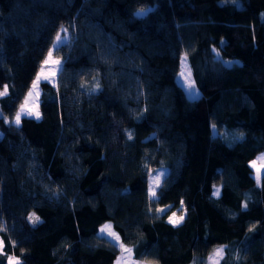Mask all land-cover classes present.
Wrapping results in <instances>:
<instances>
[{"label": "trees", "instance_id": "16d2710c", "mask_svg": "<svg viewBox=\"0 0 264 264\" xmlns=\"http://www.w3.org/2000/svg\"><path fill=\"white\" fill-rule=\"evenodd\" d=\"M62 29L39 119L6 123ZM182 55L194 100L175 80ZM5 88L0 190L31 240L19 252L0 235L19 264H113L105 223L136 261L206 264L222 246L219 264H264V173L257 185L250 167L264 152V0H0Z\"/></svg>", "mask_w": 264, "mask_h": 264}, {"label": "rangeland", "instance_id": "374dc122", "mask_svg": "<svg viewBox=\"0 0 264 264\" xmlns=\"http://www.w3.org/2000/svg\"><path fill=\"white\" fill-rule=\"evenodd\" d=\"M59 35L63 38L61 42H57L55 40L52 49L50 48L49 52L46 54L45 58L43 59V61L41 62L39 69L37 71V73L35 74L34 78L32 79L27 91H26V95L25 98L23 99L22 103L19 105L17 112H19L21 110V105H25L24 108V113H22L21 117H30L33 119H39L40 117V113H39V108H38V104H39V97H40V84L41 82H47L51 85H53L56 81V77L58 74V71L60 69V65H61V60L59 58H57L54 54H53V48H57L56 46H59L58 44H64L68 41L69 39V34L68 31H65V29H62L61 32L59 33ZM51 52V57H49V53ZM47 61V63H45ZM54 61H58L59 63H54ZM181 72L185 73V76H181ZM39 77V80L37 79ZM185 77L190 78V80L193 82L194 84V90L190 91L187 86H186V79ZM177 84L183 89L186 97L188 99L194 100L197 99L199 97V91L194 83L190 68L188 66V63L185 59V56H181L180 57V62H179V72L175 78ZM35 84V87H34ZM29 110H31V114H25L28 113ZM16 112V113H17ZM15 115L13 116L12 119H5L6 123H11L13 125H17L14 121H15ZM37 113H38V118H37ZM2 116L1 114V109H0V117ZM212 130H215L214 127H212ZM253 161L256 162V167H253ZM250 167L252 168L253 171V178L256 181V184L259 185L260 181L257 182L256 176H257V168L260 169V177L262 176V174L264 173V152L258 154L251 162H250ZM168 173V169L164 166H160L158 168H156L155 170H152L148 173L147 176V185H146V190H147V196L149 197V199H153L156 197V191L157 189L160 187V185L162 184V181L164 180V178L166 177ZM261 179V178H260ZM150 189L155 191V196L152 195ZM220 192V185L216 184L213 186V191L212 194L217 196L219 195ZM7 195L5 193V195L3 196L1 190H0V233L3 232L7 235V237L10 240L11 245L16 248L19 252L23 251V249L26 248V246L24 244H26L25 240L22 239L21 235L23 234L24 236L26 235L28 238H30L31 240V236L21 227V225L10 215V213L7 210ZM162 209V208H161ZM164 209V208H163ZM30 217H32V219H30ZM37 216L30 213L27 217L28 222L31 225H36L39 222V219L37 221L34 222L35 218ZM170 218H172L173 220H177L179 219V217L177 216H170L168 218V221L170 222ZM181 221V220H180ZM179 221V222H180ZM109 223H105L104 225H102L99 228V234L106 237L107 239H109L111 242H113L118 248H119V254L116 257L115 261L113 264H149V263H145V262H138L136 260H133L131 257V251H125V249H130L128 246L122 244L120 242V240H117L115 238V236H117V234L114 232V230L111 228H105V226H109ZM102 229H105L104 231H102ZM110 233H115V236L111 235ZM0 244H2V247H0V261L3 258V255L5 254L4 252V240L0 235ZM123 246V247H121ZM223 248L222 246H217L207 257V263L206 264H219L220 259L223 255L217 256L215 255V252L217 249ZM9 257H13L16 260H18L19 262H21V260L17 257H14L12 255H6L5 254V258H3L6 264H8V258Z\"/></svg>", "mask_w": 264, "mask_h": 264}, {"label": "snow or ice", "instance_id": "6c2138e0", "mask_svg": "<svg viewBox=\"0 0 264 264\" xmlns=\"http://www.w3.org/2000/svg\"><path fill=\"white\" fill-rule=\"evenodd\" d=\"M144 11H145L144 9H141V10H140L141 13H143ZM65 31H67V30H65ZM62 39H63V38L58 34L57 37H56V41H57V42H61ZM49 57H51V52L49 53ZM185 59H186V58H185ZM45 63H47V61H46ZM54 63H59V62H58V61H54ZM180 75H181V76H185V73H184V72H181ZM37 79L39 80V77H38ZM185 79H186V86H187V88H188L190 91H193V90H194V84H193V82H192V81L190 80V78H188V77H185ZM34 87H35V84H34ZM6 92H7V88H5V90H4L3 92H0V96L5 95ZM24 108H25V105H21V110H20L19 112L16 113L15 121H14V122H15L17 125H19V123H20V121H21V115H22V113H24ZM25 114H31V110H29V112H28V113H25ZM37 118H38V113H37ZM252 166H253V167H256V162H255V161H253ZM260 178H261V177H260V169L257 168V176H256L257 182L260 181ZM150 191H151L152 195L155 196V191L152 190V189H150ZM159 211H164V210H163V209H160ZM173 216H175V213H173ZM30 219H32V217H30ZM38 219H39V218L36 217L35 220H34V222L37 221ZM182 219H183L182 216L179 217V219H177V220H173L172 218H170V222H172V223H179V221L182 220ZM105 228H106V229H107V228H110V225H109V226H105ZM104 230H105V229H102V231H104ZM110 234L113 235V236H115V233H110ZM115 238H116L117 240H119V237H118V236H115ZM0 247H2V244H0ZM121 247H123V246H121ZM125 251L130 252L131 250H130V249H125ZM223 251H224L223 248L217 249L216 252H215V255L220 256V255H222ZM8 264H19V261L16 260L15 258H13V257H9V258H8Z\"/></svg>", "mask_w": 264, "mask_h": 264}, {"label": "water", "instance_id": "95a60500", "mask_svg": "<svg viewBox=\"0 0 264 264\" xmlns=\"http://www.w3.org/2000/svg\"><path fill=\"white\" fill-rule=\"evenodd\" d=\"M155 136V134L153 133V134H151V135H149V137L147 138V140H150V139H152L153 137ZM146 141V140H145Z\"/></svg>", "mask_w": 264, "mask_h": 264}, {"label": "crops", "instance_id": "0c3cea01", "mask_svg": "<svg viewBox=\"0 0 264 264\" xmlns=\"http://www.w3.org/2000/svg\"><path fill=\"white\" fill-rule=\"evenodd\" d=\"M10 241V240H9ZM133 259V258H132ZM133 260H135V259H133ZM138 262H141V261H138Z\"/></svg>", "mask_w": 264, "mask_h": 264}]
</instances>
